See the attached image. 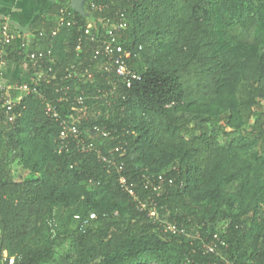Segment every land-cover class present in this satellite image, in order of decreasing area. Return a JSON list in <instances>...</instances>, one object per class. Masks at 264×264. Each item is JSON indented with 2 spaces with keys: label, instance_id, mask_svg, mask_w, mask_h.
I'll return each mask as SVG.
<instances>
[{
  "label": "trees",
  "instance_id": "1",
  "mask_svg": "<svg viewBox=\"0 0 264 264\" xmlns=\"http://www.w3.org/2000/svg\"><path fill=\"white\" fill-rule=\"evenodd\" d=\"M85 3L108 9L85 5L82 16L70 0H56L36 18V28L50 30L68 7L77 24L51 37L56 79L22 99L11 122L0 111V264L12 257L13 264H68L57 256L65 246L72 264H264V0ZM116 11L128 21L120 40L132 55L127 65L141 79L122 87L124 99L107 116L80 114L74 125L83 139L93 127L111 131L97 142L105 153L121 149L109 170L95 154L75 152L71 137L70 150L58 152L60 123L44 114L39 96L63 94L55 92L58 77L76 62L87 16L100 28ZM0 51L6 68L23 73L5 75L9 82L32 77L13 44L0 43ZM104 85L98 79L80 90L92 95ZM58 106L69 116L67 104ZM15 163L31 178L14 180ZM211 243L217 253L206 249Z\"/></svg>",
  "mask_w": 264,
  "mask_h": 264
},
{
  "label": "built area",
  "instance_id": "2",
  "mask_svg": "<svg viewBox=\"0 0 264 264\" xmlns=\"http://www.w3.org/2000/svg\"><path fill=\"white\" fill-rule=\"evenodd\" d=\"M85 5L84 0L82 3L84 13ZM86 6V9L90 12H101L108 9V5L104 3L98 5L88 3ZM69 8H61L56 13V21L50 30H45L41 26L27 34L12 29L7 19H0V43L5 46L13 44L16 51L22 55L23 60L30 63V67L35 69L32 77L27 76L25 81L21 83L9 82L4 74L7 62L3 59V54L0 51V111H5L9 122L19 115L13 113V111L22 99L33 95L38 96L37 88L39 86L56 79V74L59 72L57 69L55 71L52 68L54 58L51 57V37L56 36L61 27H70L77 24V21L72 19L73 15ZM99 23L100 28H95L94 20L87 16L85 25L79 26L78 30L81 33L74 48L76 62L66 66L58 77L63 86L56 88L55 92L63 94L52 100L43 95L39 96V99L44 107V114L50 120L60 123L59 138L61 145L58 152H68L70 150L71 142L67 141V139L71 137L76 142L75 152L95 154L99 162L110 170L116 167L115 158L121 149L115 147L108 149L107 153H105L107 145L102 143V145L98 146L97 142L100 143L101 139H110L111 131L106 127H93L91 129L92 132L86 133L87 139H83L80 138V131L74 125L78 123L80 114H85V118L89 115L94 118H101L103 115L107 116L110 106L114 104L115 100L124 99L125 95L122 87L129 89L132 83L141 79V76L128 67L126 60L132 55L120 43L123 33L126 32L128 27L125 14L121 11H116L111 17H106L100 20ZM38 38L49 39L46 48L38 44ZM30 45L33 47L31 51L21 53V50L30 47ZM98 79L103 80L105 85L97 89L94 94L86 95L80 90V84L94 83ZM66 81L76 85H66ZM87 100L92 101L91 106H87ZM59 103L68 105L69 116H62L66 109L64 107L60 109ZM89 135H95L96 144L90 142L93 138L91 140L88 139ZM148 177L144 176L147 181L144 185L145 188L152 186L148 183ZM158 180H162V178L158 176ZM119 184L126 192L133 195L131 187L126 186L123 177L119 178ZM153 189H158V187H153ZM155 213V210L152 209L149 217H154ZM90 217L93 218V214ZM175 229L174 226H169V230ZM215 238L217 237L215 236ZM206 249L209 252L217 253L216 243L207 245ZM13 261V257L8 258V264H13Z\"/></svg>",
  "mask_w": 264,
  "mask_h": 264
},
{
  "label": "crops",
  "instance_id": "3",
  "mask_svg": "<svg viewBox=\"0 0 264 264\" xmlns=\"http://www.w3.org/2000/svg\"><path fill=\"white\" fill-rule=\"evenodd\" d=\"M55 3L56 0H0V19H7L12 29L27 34L36 29V18L47 14ZM22 74L15 66L5 69L10 79Z\"/></svg>",
  "mask_w": 264,
  "mask_h": 264
},
{
  "label": "rangeland",
  "instance_id": "4",
  "mask_svg": "<svg viewBox=\"0 0 264 264\" xmlns=\"http://www.w3.org/2000/svg\"><path fill=\"white\" fill-rule=\"evenodd\" d=\"M12 169V175L14 180L16 181H22V180H28L31 178L30 174L23 170L21 167H19L18 164H13V166L11 167ZM71 252L69 251V249L67 248V246H65V248H62L61 251L57 254V256H66L67 258H69L68 264H72V260H71ZM58 259L60 257H57Z\"/></svg>",
  "mask_w": 264,
  "mask_h": 264
},
{
  "label": "water",
  "instance_id": "5",
  "mask_svg": "<svg viewBox=\"0 0 264 264\" xmlns=\"http://www.w3.org/2000/svg\"><path fill=\"white\" fill-rule=\"evenodd\" d=\"M84 0H70V8L80 14V15H84V11L82 9V3Z\"/></svg>",
  "mask_w": 264,
  "mask_h": 264
}]
</instances>
